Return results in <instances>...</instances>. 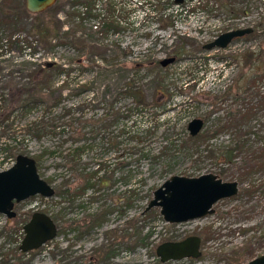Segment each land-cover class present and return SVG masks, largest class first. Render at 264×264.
Here are the masks:
<instances>
[{
    "label": "rangeland",
    "instance_id": "obj_1",
    "mask_svg": "<svg viewBox=\"0 0 264 264\" xmlns=\"http://www.w3.org/2000/svg\"><path fill=\"white\" fill-rule=\"evenodd\" d=\"M40 23L58 36L38 37ZM239 27L252 31L223 49L203 48ZM0 36V163L33 157L55 192L75 191L97 169V178L109 177L74 198L29 197L14 206V219L0 215L1 260L14 256L12 225L19 244L34 211L68 230L24 257L18 252L19 264H244L264 254V83L225 94L243 67L235 55L264 44V0H55L40 13L25 0H1ZM165 57L175 60L163 66ZM21 88L37 89L41 104L20 110L30 98ZM229 115L237 126L226 127ZM196 117L204 125L192 139L187 124ZM242 140L231 162L217 159ZM208 172L238 184L211 214L168 223L157 207L144 212L171 175ZM108 207L102 225L78 238L77 228ZM189 235L202 240L196 260L160 262L158 244Z\"/></svg>",
    "mask_w": 264,
    "mask_h": 264
},
{
    "label": "water",
    "instance_id": "obj_2",
    "mask_svg": "<svg viewBox=\"0 0 264 264\" xmlns=\"http://www.w3.org/2000/svg\"><path fill=\"white\" fill-rule=\"evenodd\" d=\"M1 1V0H0ZM26 9L37 13L51 6L55 0H25ZM181 4L185 0H173ZM251 27H239L224 31L203 45L204 49H223L233 39L251 33ZM175 57H165L160 63L165 66L172 63ZM204 122L193 118L187 124L189 135H197ZM238 191L236 181H224L214 173H203L197 176L171 175L152 192V197L144 208H159L163 220L168 223H180L195 220L211 214L212 206L220 199L233 196ZM52 185L40 176L36 161L25 154H17L14 163L7 169L0 170V213L8 219L15 216L14 203L29 197L40 195L48 198L54 195ZM23 237L19 244L22 252L37 250L53 240L58 233L54 219L42 211L32 212L23 224ZM155 253L161 262L197 258L201 255L200 238L196 235L181 240L164 241L157 245ZM244 264H264V254L256 256Z\"/></svg>",
    "mask_w": 264,
    "mask_h": 264
},
{
    "label": "trees",
    "instance_id": "obj_3",
    "mask_svg": "<svg viewBox=\"0 0 264 264\" xmlns=\"http://www.w3.org/2000/svg\"><path fill=\"white\" fill-rule=\"evenodd\" d=\"M95 1V0H94ZM247 11H243L244 14H246ZM40 13V12H39ZM37 26V35L38 37L49 41V39H51V37L53 36H58L57 35V28L56 27H49L47 24L45 23H40ZM257 29V28H256ZM51 36V37H50ZM3 40V38L0 36V41ZM14 41H16L14 39ZM35 52H31V55H33ZM238 63H240L243 67H240L241 72L238 73V75L236 76L234 83L230 86L227 87L225 94L226 95H231L234 97L239 96V94L245 93L247 92L248 88L250 86L254 87L257 85L260 86L264 83V44L263 42H261L260 44L256 45L255 48L252 49H246V50H242L240 52H238L235 57H234ZM53 67H46V71L47 70H51ZM64 72V70H61L60 67L57 68L56 73L61 75ZM38 84H42L41 82H37ZM247 84V85H246ZM46 87V83L43 84ZM42 86V85H41ZM246 86V87H245ZM39 90H41V88L39 87ZM36 90H32L30 88H21L19 89L18 92H20L19 94H23L26 93L30 96V98H28L27 102L23 104V106H21L19 109L20 110H27L28 108H30L32 105H37V104H41V99L40 98H35V96L40 97L37 93ZM22 92V93H21ZM32 96V97H31ZM212 96L208 97L210 99V102H219L220 98H216V99H211ZM252 107L249 108H245L244 113L241 112V115L238 117L239 119L242 118L244 120L248 119L249 116L251 115L252 112ZM12 111V110H11ZM1 115V113H0ZM10 113H8V115L6 117L9 118ZM232 118H231V117ZM7 118V119H8ZM239 119H236L233 115H229L228 116V120H227V125L226 127H235L239 124ZM240 119V120H242ZM232 120H234L235 124L232 122ZM221 128V127H220ZM193 139V136L191 137ZM244 141L242 140V143L240 145H236V147H229L226 148L220 152H218L217 155V159H220L222 161H227V162H231L233 160V157L236 155V152L242 151L243 148V143ZM3 152H7L6 148L2 149ZM233 153H235L233 155ZM4 155L6 153H3ZM3 155V156H4ZM146 155L148 156V153H146ZM3 159L4 157L2 155H0ZM99 169H97V171H93L92 173H90V175H88V177L85 179V182L83 185H81L80 187H78L75 191L73 192H69V189H63V190H58L55 193L56 194H62V193H66V195L69 198H74L77 197L81 194H83L88 188L90 187H94L95 184H99V186H103L108 184V179L109 177H106L104 175L102 176H98L97 178V172ZM106 178V179H105ZM48 182L50 180H47ZM113 209V208H112ZM111 211V208H105L102 213L101 211L98 212V215H96L97 219L102 218V216L105 213H108ZM53 219L56 221L57 220V216L53 217ZM99 223V222H98ZM95 222L92 221L90 223V225H94ZM69 229H75V227L70 226ZM65 232L63 230V228L59 227L58 229V233L60 232ZM143 238V237H142ZM142 238H139L142 240ZM20 257H23L22 255Z\"/></svg>",
    "mask_w": 264,
    "mask_h": 264
},
{
    "label": "flooded vegetation",
    "instance_id": "obj_4",
    "mask_svg": "<svg viewBox=\"0 0 264 264\" xmlns=\"http://www.w3.org/2000/svg\"><path fill=\"white\" fill-rule=\"evenodd\" d=\"M189 1H191V0H189ZM105 179H106V178H105ZM98 186H99V184H98ZM103 186H107V184H106V185H103ZM16 204H17V203H14V206H15ZM13 209H14V207H13ZM104 209H105V208L101 209V213H102V211H103ZM110 212H111V211H110ZM110 212H108V213H110ZM108 213H105V214L102 216L101 220L96 218V215H98V213H96V214H95V215H94V216L88 221V223L85 225V227H84L83 229H79V227L77 228V230H76V232L78 233V234H77V237H78V238H81L82 240H84L85 238H87L88 235H89V230L92 229L93 227L101 226L102 223H103L104 220H105V216H106ZM0 215H2V214L0 213ZM15 217H16V212H15V216L12 217V218H9V219H14ZM92 221H94L95 224L91 226L90 223H91ZM98 222H99V223H98ZM57 226H58V225H57ZM62 228H63V227H62ZM63 230L66 232V230H68V229L63 228ZM17 231H18L17 224H16V225L13 224L12 227H11V235H10V238H9V239L11 240L12 252L14 253V256L11 258V262L8 260V258L5 259V260H1V257H3V255H2V256L0 255V264H19V259H20V257H19V255H18V252L20 253V255H22V256L24 257L25 254L28 255L30 252L34 251V250H32V251H27V252H22V251H20V249H19V244H20V243L18 244L17 241L14 242V237L17 236ZM189 236H191V235H189ZM126 237H128L127 234H126ZM187 237H188V236H187ZM198 237H199V236H198ZM185 238H186V237H185ZM199 238H200V237H199ZM182 239H184V238H182ZM179 240H181V239H179ZM172 241H176V240H172ZM47 243H48V242H47ZM45 244H46V243H45ZM201 245H202V240H201V238H200V250H201ZM112 246H113V245H112ZM118 250H119V249H118ZM123 251L126 253V249H124ZM13 253H12V255H13ZM114 253H115V249L109 245L106 254H107L108 256H110V255H112V254H114ZM5 258H6V256H5ZM197 258H198V257H197ZM197 258L187 257V258H185V259L189 260L190 262H193V261L196 260ZM183 259H184V258H183ZM169 261H172V260H169ZM9 262H10V263H9ZM160 262H161V261H160ZM166 262H167V261H166Z\"/></svg>",
    "mask_w": 264,
    "mask_h": 264
},
{
    "label": "built area",
    "instance_id": "obj_5",
    "mask_svg": "<svg viewBox=\"0 0 264 264\" xmlns=\"http://www.w3.org/2000/svg\"><path fill=\"white\" fill-rule=\"evenodd\" d=\"M173 3H174V1H173ZM175 4V3H174ZM175 5H178V4H175ZM1 157V156H0ZM2 158V157H1ZM3 159V158H2ZM9 160H11L12 162L9 164V165H7V163H8V161L6 160V161H1V163L0 164H3V165H1L0 166V170H4V169H7V168H9L13 163H14V159H9ZM7 162V163H6ZM4 163H6V165H4Z\"/></svg>",
    "mask_w": 264,
    "mask_h": 264
}]
</instances>
